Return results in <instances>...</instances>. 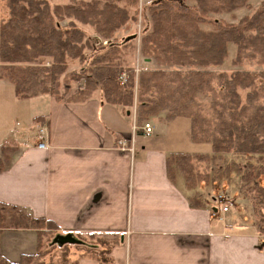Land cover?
Returning <instances> with one entry per match:
<instances>
[{
    "label": "crops",
    "instance_id": "obj_1",
    "mask_svg": "<svg viewBox=\"0 0 264 264\" xmlns=\"http://www.w3.org/2000/svg\"><path fill=\"white\" fill-rule=\"evenodd\" d=\"M80 26L94 36L92 27ZM137 107V100L131 108L107 103L100 92L77 103L46 94L19 98L0 79V159L5 145L13 148L0 169V202L53 221L56 237L90 246L57 264H264L256 221L237 219L234 204L222 213L214 195L194 197L184 177H171L172 156L198 154L180 148V118L166 124L171 133L156 132L154 124L146 134ZM40 127L47 129L44 148ZM183 127L192 142L191 128ZM122 137L127 149L118 143ZM38 242L34 229L0 232V252L11 262L37 254ZM103 243L107 261L88 255L104 251Z\"/></svg>",
    "mask_w": 264,
    "mask_h": 264
},
{
    "label": "trees",
    "instance_id": "obj_2",
    "mask_svg": "<svg viewBox=\"0 0 264 264\" xmlns=\"http://www.w3.org/2000/svg\"><path fill=\"white\" fill-rule=\"evenodd\" d=\"M185 1L157 0L148 5L150 25L144 31L140 50L146 59L162 68L145 67L136 78L123 55L124 49H134L131 38L122 43L113 38L131 19L127 5H136L138 0H75L53 7L49 0H6L9 18H0V79L11 82L19 98L46 94L77 103L100 92L107 103L131 108L138 97L137 123L157 117L163 109H168L164 118L167 124L187 117L194 142L210 143L214 153L259 156L261 166L256 177H262L264 105L259 99L264 94V71L258 84V75L251 71L240 69L229 75L212 68L226 61L230 44L236 46L235 64L245 59L264 63V0L239 22L215 20L214 29L209 31L202 25L212 23L210 14L231 13L248 6L249 0ZM122 2L127 5L121 6ZM65 19L69 22L63 27L61 21ZM75 20L93 26L107 41L98 46L89 62L85 50L93 48L91 40ZM69 59H79L82 69L68 73ZM123 72L128 78L120 86L118 79ZM64 75L69 82L84 79V86L75 92L68 86L64 93L60 92ZM215 79H219L221 100L216 101V115L207 117L199 110L198 97L213 91ZM241 91H247L245 101ZM11 151L8 145L2 148L0 169L9 162ZM190 159V154L172 156L171 177L175 175V162L183 173H190ZM189 180L186 177L188 183ZM259 194L264 204V185ZM12 228L36 230L40 251L43 236L53 234L58 227L49 219L36 218L15 205L0 202V232ZM36 255H23L20 261L11 262L0 252V264H33ZM88 255L107 261L109 248Z\"/></svg>",
    "mask_w": 264,
    "mask_h": 264
},
{
    "label": "rangeland",
    "instance_id": "obj_3",
    "mask_svg": "<svg viewBox=\"0 0 264 264\" xmlns=\"http://www.w3.org/2000/svg\"><path fill=\"white\" fill-rule=\"evenodd\" d=\"M73 1L75 0H49L52 7L59 4L65 5ZM153 1L154 0H138L137 4L132 6L127 5L125 2L120 3L121 6H128L131 19L115 32L113 39L118 43H122L128 38H131L134 49L131 46L124 49L123 55L126 66L135 70L136 78L139 72L146 67L144 65L146 64V60H148L141 54L140 44L145 29L150 25L147 18V7ZM185 2L187 4L194 3L193 0H186ZM262 2L263 0H249L248 6L239 8L231 13L210 14L212 23L203 24L202 29L206 31L214 29L215 20H222L226 23H237L242 17L249 16ZM8 15L9 9L6 6V0H0V18L6 20L9 18ZM68 22L69 19L61 21V26L66 27ZM75 23L85 32L87 39L91 40L93 48L85 50L87 62H89L91 57L98 50V46L101 44L106 45L107 41L99 36L93 26L82 23L78 20H75ZM81 24L92 27L94 30V36H90V34L80 26ZM235 56L236 46L230 44L229 55L226 58V61L222 65L212 69L218 73H227L229 75L235 70L245 69L257 74L258 84H261L262 79L260 73L264 71V63H260L258 60L245 59L242 63L235 64ZM151 63L152 66L149 67L162 68V66H158L152 60ZM81 69L82 64L79 59L68 60V73L72 71H80ZM67 79L68 78L65 75L61 78L60 92L62 93L65 92L68 86L70 90L75 89L76 91L81 85L84 86V79L71 82L67 81ZM67 82H69V85L66 84ZM212 85L213 91L202 94L198 97L199 110L207 117H214L216 115L214 112L215 108L219 109V105L216 101L221 100L219 79H215ZM10 87L14 90L13 86ZM241 94L245 101L247 91H241ZM136 100L138 105V97ZM259 103L264 105V94H262L259 99ZM167 113L168 109H163L157 117H151L148 120L153 127L154 124L157 126L156 132L163 133L169 131L171 133L172 124L168 126L166 125L167 122L164 120ZM178 118L180 119L177 121L178 123L176 122V125L179 126V128H177V133L179 135H176L175 137L178 138L180 148L185 152H198V154H191L192 159H190V167L192 168L188 169L190 170V173H183L178 167V162H175V174L184 177L185 181L186 177H190L189 183L187 181L186 183L189 188L193 189L194 197H200L201 195V197L204 198L205 196H208L209 200L214 201L213 197H211L212 195H226L230 201H233V211L238 213L236 214V218L243 220V222L248 221L251 223L256 221L258 229L260 232L264 233V204L260 202L262 198L259 194V188L264 185V176L259 178L256 177V173L261 166L259 156L238 154L234 152L221 154L214 153L210 143H196L193 141L192 137L191 142L190 136L187 134L181 135L179 129L184 126L183 128H185L187 132L188 129L190 130L192 124L191 120L187 117ZM145 122L147 121L138 124L143 126ZM2 125L3 122H0V131L5 130ZM177 133L175 132L174 134ZM171 136H173V133ZM187 138L189 140H187ZM182 163L185 165V162ZM78 243L79 242L62 243L60 239H57L54 233L49 235L46 234L42 238L41 249L33 260V264H55L59 261L69 260L68 257H71V255L77 256L81 253L90 251L89 245L85 247L80 246ZM103 247L107 249L105 243H103Z\"/></svg>",
    "mask_w": 264,
    "mask_h": 264
},
{
    "label": "built area",
    "instance_id": "obj_4",
    "mask_svg": "<svg viewBox=\"0 0 264 264\" xmlns=\"http://www.w3.org/2000/svg\"><path fill=\"white\" fill-rule=\"evenodd\" d=\"M127 78H128V74L126 72H123L118 79L119 85L124 86V84L127 81ZM142 128L144 129L146 134H151L154 132V127L148 121L144 123ZM38 137L40 140V142L38 144L39 147H41V148L47 147V144L45 141V139L47 137V129L45 127L39 128ZM118 143L124 149H127L129 147L127 139H125L123 137L119 139ZM131 149H133V147ZM214 199L221 206L220 210L222 213L228 212L230 207L233 205V203H232L233 201H230L226 195H216V196H214Z\"/></svg>",
    "mask_w": 264,
    "mask_h": 264
},
{
    "label": "water",
    "instance_id": "obj_5",
    "mask_svg": "<svg viewBox=\"0 0 264 264\" xmlns=\"http://www.w3.org/2000/svg\"><path fill=\"white\" fill-rule=\"evenodd\" d=\"M57 239H60V241H62V243H67V242H71V243H74V242H77L76 239H74L73 237L71 236H67L65 238H62V237H57Z\"/></svg>",
    "mask_w": 264,
    "mask_h": 264
}]
</instances>
